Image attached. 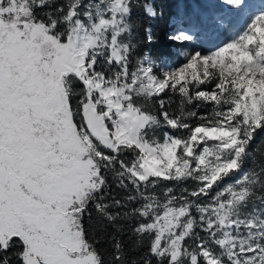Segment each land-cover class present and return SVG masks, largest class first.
<instances>
[{"label": "snow or ice", "instance_id": "obj_1", "mask_svg": "<svg viewBox=\"0 0 264 264\" xmlns=\"http://www.w3.org/2000/svg\"><path fill=\"white\" fill-rule=\"evenodd\" d=\"M259 133L264 0H0V264H264Z\"/></svg>", "mask_w": 264, "mask_h": 264}, {"label": "trees", "instance_id": "obj_2", "mask_svg": "<svg viewBox=\"0 0 264 264\" xmlns=\"http://www.w3.org/2000/svg\"><path fill=\"white\" fill-rule=\"evenodd\" d=\"M168 31V28L166 27L164 22H160L159 25L157 26V32L161 37V46L166 45V41H164L163 36L164 33ZM264 136V133H259L258 134V139ZM115 191V190H114ZM102 221L99 220V218L97 217V214L95 213L94 210H92V219L89 220L87 217H85V226L86 228H90L93 231H98L100 229V225H101ZM107 231H111V228H108Z\"/></svg>", "mask_w": 264, "mask_h": 264}, {"label": "rangeland", "instance_id": "obj_3", "mask_svg": "<svg viewBox=\"0 0 264 264\" xmlns=\"http://www.w3.org/2000/svg\"><path fill=\"white\" fill-rule=\"evenodd\" d=\"M212 2H214V3H218V2H219V0H212Z\"/></svg>", "mask_w": 264, "mask_h": 264}]
</instances>
